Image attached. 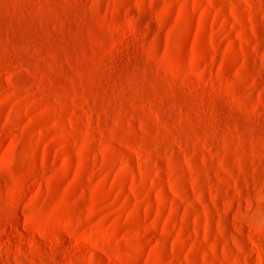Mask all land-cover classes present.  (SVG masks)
Instances as JSON below:
<instances>
[{"label": "rangeland", "instance_id": "rangeland-1", "mask_svg": "<svg viewBox=\"0 0 264 264\" xmlns=\"http://www.w3.org/2000/svg\"><path fill=\"white\" fill-rule=\"evenodd\" d=\"M0 264H264V0H0Z\"/></svg>", "mask_w": 264, "mask_h": 264}]
</instances>
